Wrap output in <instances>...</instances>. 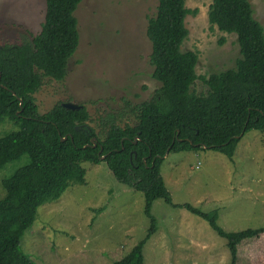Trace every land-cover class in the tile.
Segmentation results:
<instances>
[{"label": "rangeland", "instance_id": "obj_1", "mask_svg": "<svg viewBox=\"0 0 264 264\" xmlns=\"http://www.w3.org/2000/svg\"><path fill=\"white\" fill-rule=\"evenodd\" d=\"M254 19L264 30V0H248ZM157 0H82L74 16L78 47L61 82L43 80L34 95L39 114L56 103L83 105L89 126L113 114L123 102L148 100L160 87L149 64L151 45L146 37ZM211 0H186L196 12L184 24L188 36L182 52H196L198 61L191 90L205 95L201 80L234 69L241 58L237 37L211 27ZM45 0H0V46L19 44L40 31ZM125 122V121H124ZM130 125L134 120L130 119ZM17 127L0 122V140ZM27 155L0 169V201L6 196L1 181L29 164ZM85 184H70L56 201L43 204L31 228L20 240V251L33 264H112L144 238L149 220L141 193L120 184L104 163H82ZM160 175L172 205L157 200L151 215L156 232L143 248V264H230L226 241L208 223L183 208L217 213V225L227 233L264 230V133L246 132L228 159L211 150L169 153ZM22 191V192H21ZM181 206V207H180ZM236 264H264V231L242 241Z\"/></svg>", "mask_w": 264, "mask_h": 264}, {"label": "trees", "instance_id": "obj_2", "mask_svg": "<svg viewBox=\"0 0 264 264\" xmlns=\"http://www.w3.org/2000/svg\"><path fill=\"white\" fill-rule=\"evenodd\" d=\"M81 1L45 0L40 31L19 44L0 46V122L7 120L18 128L0 140V169L24 155L30 160L1 181L7 197L20 190L24 195L14 203L0 201V264H33L20 251V240L40 206L58 200L70 184H85L82 163H104L120 184L142 194L149 228L127 255L112 264H143V248L156 232L152 204L162 200L172 205L160 175L167 150L168 154L211 150L231 159L246 132L264 133V30L248 0H211L210 26L236 35L241 58L234 69L201 79L208 89L205 95L191 90L198 79L197 53L181 51L188 36L185 18L196 12L185 7L186 0H157L146 37L152 77L160 87L148 100L124 101L119 110L98 121V131L89 126L83 105L69 110L58 102L39 114L34 95L44 79L66 78L68 62L78 47L74 13ZM183 208L205 220L226 241L230 264H236L242 241L264 231L227 233L217 225L216 211Z\"/></svg>", "mask_w": 264, "mask_h": 264}, {"label": "water", "instance_id": "obj_3", "mask_svg": "<svg viewBox=\"0 0 264 264\" xmlns=\"http://www.w3.org/2000/svg\"><path fill=\"white\" fill-rule=\"evenodd\" d=\"M62 107L66 108V109H69V110H76L79 108V105H76V104H72V103H62ZM75 130H79V127H76ZM66 137L65 138H62L61 140L62 141H65ZM91 142L94 143L95 142V139H91ZM92 147H96V144H94ZM102 151V148H100V152ZM168 154V150L165 154V156H167ZM100 159H104V156L100 157Z\"/></svg>", "mask_w": 264, "mask_h": 264}]
</instances>
